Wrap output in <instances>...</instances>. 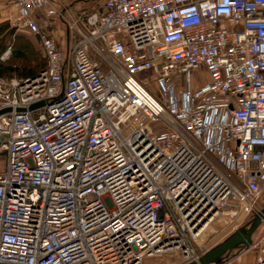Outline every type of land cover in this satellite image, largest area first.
<instances>
[{
  "label": "built area",
  "instance_id": "1",
  "mask_svg": "<svg viewBox=\"0 0 264 264\" xmlns=\"http://www.w3.org/2000/svg\"><path fill=\"white\" fill-rule=\"evenodd\" d=\"M1 12L47 66L0 77V264H186L263 209L264 0Z\"/></svg>",
  "mask_w": 264,
  "mask_h": 264
},
{
  "label": "rangeland",
  "instance_id": "2",
  "mask_svg": "<svg viewBox=\"0 0 264 264\" xmlns=\"http://www.w3.org/2000/svg\"><path fill=\"white\" fill-rule=\"evenodd\" d=\"M68 4L71 3V0H65ZM85 6V5H84ZM1 16V15H0ZM0 24L6 23L7 30L5 33L0 34V46L3 43L5 45L4 53L1 54L0 60L3 62H7L10 60L12 63H16V50L17 48H22L26 52V60L25 59H18V63L22 64V67L29 65L30 67H38L43 65L45 62V56L42 49L41 42L37 36H34L26 31H17L14 28L9 20L3 17L0 18ZM14 53V54H13ZM196 77H200L202 74L201 72H194ZM16 76V75H15ZM6 168V157L4 155L0 156V171H4ZM249 221V220H248ZM246 221L244 224H246ZM243 224V225H244ZM241 225V226H243ZM240 226V227H241ZM264 233V223L260 226V228L254 234L255 244L250 248L242 247L241 245L234 248L230 252L224 255V260H231L237 262V264H251L256 261L257 256L260 253H263L262 250L259 249V241ZM229 236V235H228ZM228 236H223L219 238L217 241L213 243H209L208 246L203 248H196V253L198 254L199 258L210 251L213 247H215L218 243L225 240ZM213 238H208L207 242H209ZM206 243V242H205ZM183 260L182 256H179L172 260L171 264H178Z\"/></svg>",
  "mask_w": 264,
  "mask_h": 264
},
{
  "label": "water",
  "instance_id": "3",
  "mask_svg": "<svg viewBox=\"0 0 264 264\" xmlns=\"http://www.w3.org/2000/svg\"><path fill=\"white\" fill-rule=\"evenodd\" d=\"M44 101L39 105H43ZM38 106L35 104L31 106L34 109ZM264 223V207L255 214L246 224L236 229L225 240L218 243L210 251L204 254L202 257L190 261L186 264H217L224 260V255L238 246L250 248L254 243V234Z\"/></svg>",
  "mask_w": 264,
  "mask_h": 264
},
{
  "label": "crops",
  "instance_id": "4",
  "mask_svg": "<svg viewBox=\"0 0 264 264\" xmlns=\"http://www.w3.org/2000/svg\"><path fill=\"white\" fill-rule=\"evenodd\" d=\"M71 4L78 12H86L92 14L101 10L102 0H71ZM5 0H0V4H4ZM85 5V6H84ZM3 17L4 13H0ZM55 32L59 45L64 49L65 53L71 57L76 46L77 36L71 32L65 23L55 20Z\"/></svg>",
  "mask_w": 264,
  "mask_h": 264
},
{
  "label": "trees",
  "instance_id": "5",
  "mask_svg": "<svg viewBox=\"0 0 264 264\" xmlns=\"http://www.w3.org/2000/svg\"><path fill=\"white\" fill-rule=\"evenodd\" d=\"M1 18V16H0ZM1 20V19H0ZM5 30H7V24L2 23L0 24V34L5 33ZM5 49V45L3 43L0 46V56L3 54ZM14 54V53H13ZM16 58L15 60L18 61V59H25L26 60V52L25 50H22V48H17L16 50ZM12 63L9 61L3 62L0 60V77H12V76H19V77H34L37 76L41 71H43L47 66V60L45 58V62L43 65L38 67H30L29 65H26L22 67V64L18 63Z\"/></svg>",
  "mask_w": 264,
  "mask_h": 264
}]
</instances>
